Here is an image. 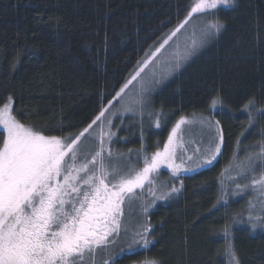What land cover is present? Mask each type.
<instances>
[{
	"label": "trees",
	"instance_id": "1",
	"mask_svg": "<svg viewBox=\"0 0 264 264\" xmlns=\"http://www.w3.org/2000/svg\"><path fill=\"white\" fill-rule=\"evenodd\" d=\"M194 1L0 0V108L11 99L21 124L74 139L138 62L185 21ZM216 17L224 25L220 33L153 96L161 127L143 141L161 144L176 121L209 114L218 98L221 154L214 164L169 181L167 189L180 191L148 209L144 220L143 226L154 228L153 244L115 256V264H230L225 252L230 242L240 264H264V230L253 231L248 222L249 201L257 193L232 194L237 185L251 183V175L237 177L236 165L264 145V0H235V6L218 8ZM250 98L256 102L251 127L241 110ZM262 171L264 163H258L255 175ZM213 205L218 210L209 215ZM252 214L264 215L260 204ZM234 215L240 223L233 224ZM230 225L231 238L225 239ZM126 241L120 239L110 254Z\"/></svg>",
	"mask_w": 264,
	"mask_h": 264
},
{
	"label": "snow or ice",
	"instance_id": "2",
	"mask_svg": "<svg viewBox=\"0 0 264 264\" xmlns=\"http://www.w3.org/2000/svg\"><path fill=\"white\" fill-rule=\"evenodd\" d=\"M221 5L235 6V0H196L188 13V18L194 14L214 12ZM188 18L173 30L151 55L138 62L134 74L109 101V107L122 98L130 85L140 81L138 98L132 99L130 103L139 105L143 110L146 104L144 95L147 92L142 80L143 74L156 65L158 54L185 27ZM223 27L219 21L209 23L203 29L202 36L206 39L213 33H219ZM202 43L203 40L198 38L194 31L191 43L183 50H179L177 46V51L167 63L174 64L178 69ZM171 70L157 65L152 70V77L153 79L158 76L166 77L171 74ZM156 82L159 80L156 79ZM219 103L221 101L218 98H213L211 107L214 109ZM255 103V99L250 98L241 109L248 113L249 127L255 120L253 112ZM109 107L102 109L96 119L74 139L72 134L67 137L47 136L42 131L19 123L11 114V104H5L0 108V127L3 131V138L0 141V264H84L85 256L94 257L97 251L117 243L121 235L123 205L126 200L132 199L136 189L142 190L146 183L155 185L151 174L156 173L161 165H166L174 178L192 171L185 168L183 162L176 163V133L187 123L183 117L172 128L163 150L155 151L150 158L147 154L141 157L144 151L143 146L141 147L140 152L136 154L137 163L143 159V167L139 170L128 163L131 150L129 157H125L123 154L114 156L110 147L105 148V141L113 142L117 134L105 131L103 125L99 132V150L95 152L91 161L78 164L82 138L96 139L90 134L94 126L105 119ZM132 110L131 107L125 109ZM260 112L264 113V109ZM156 115L158 118L155 126L159 128L161 114ZM200 122L210 130L215 128L223 141L219 121L202 117ZM111 125L112 120L108 119L109 128ZM69 140L70 143L67 142ZM258 147L259 152L250 154L245 161L236 165L237 177L251 175V183L237 185L232 193L239 195L248 189L257 193L256 201H249L248 205V222L253 231L257 228L264 230V215L252 214L257 204H260V212L264 214V171L258 176L255 175L258 163H264V145ZM220 151V144H217L216 152ZM214 159L215 154L212 159L204 160L197 167L210 165ZM113 160L116 163H111ZM149 191L155 199L166 200L178 193L180 188L173 186L159 196H156L154 188H150ZM217 203L220 204L221 201ZM223 203L226 204L227 201L223 200ZM147 210L144 209L145 213ZM213 210H218L216 205L209 210V215ZM240 222V216L234 215L233 224ZM230 228L231 225L223 230L225 239L231 238ZM150 230L154 231V228L149 223L131 233L130 243L126 247H121L118 253H113L102 264H115L113 256L134 253L137 249H148L153 244ZM128 231L124 229V234L127 235ZM225 252L229 256L230 264H240L233 243L230 242L226 246ZM143 264L158 262L150 260Z\"/></svg>",
	"mask_w": 264,
	"mask_h": 264
},
{
	"label": "rangeland",
	"instance_id": "3",
	"mask_svg": "<svg viewBox=\"0 0 264 264\" xmlns=\"http://www.w3.org/2000/svg\"><path fill=\"white\" fill-rule=\"evenodd\" d=\"M195 3L196 0L192 4V6H194ZM220 7H225V6L223 5L218 6V8ZM216 21L220 22L218 17H216V10L214 12L209 11L203 14H194L192 17L188 18V22L185 25V27L181 31H179L178 34L170 40L169 44L165 46L162 52L158 54L159 59L156 61V65L150 67L148 71L143 74L142 80L144 81V86L147 88V92L144 95V100L146 101V104L143 110H141L139 105H132L130 103L132 99L138 98L137 92L141 87V83L140 81H137L133 85L129 86V88L126 90L125 94L122 96V98L119 101L113 102V104L110 107L109 104L106 106L109 107V111L106 113L105 119L98 122L94 126L90 134L91 136L96 137V139L93 140L87 137L82 138V142L80 144V149H79L80 158L77 161L78 164L84 163L86 161H91L95 152L99 150V132L101 130V125H103L105 131H111L117 134L113 138V142H108L107 140L105 141V148L110 147L114 156H116L117 154H123V156L125 157H129V150H131V155L128 160V163L134 165L137 170L143 167V159L141 158L139 163H137V155H136L138 152H140L142 146L144 151L141 153V157L144 154H147L150 158L151 154L154 153L155 151L163 150L164 144L167 142L171 130L176 125L177 121L170 127V131L162 140L163 142L161 144L160 141L157 140H154L155 142L153 143L151 142L148 143L147 140L143 141V139H145L146 137L145 134L148 135L150 132L154 133L158 131L157 129H159L155 126V122L158 118L156 115L158 111L156 108H154L153 96L160 89L167 86L169 81H171L173 78L179 75V72L182 71L185 66H187L190 59L194 57L196 54H198L201 51V49H203L206 45L210 44L211 41L213 40L212 38L214 36L216 37V35L220 33V32L213 33L212 35H209L206 39L203 38L202 36L203 29L209 23ZM194 31L196 33V36L203 40L202 45L196 49L193 55H191L187 60L183 61L178 69L175 68L174 64L169 65L167 62L170 59H172L174 53L177 51V46H179V50H183L186 45H189L193 39ZM171 33H169L167 37ZM162 41H164V39ZM159 46H157L156 48H158ZM154 51L155 50H153L152 52ZM152 52L150 51L149 55H151ZM157 65L164 69H172L170 75H167L166 77L158 76L156 79H158L159 82H156V79H153L152 77V70ZM5 104L12 105L11 114L16 119V117L12 112L13 103L11 99L5 102ZM129 107H131L133 110L125 111V109ZM219 109H222V105L220 103L217 104L214 109L211 107L209 114H194L192 115V117L189 118L183 117L187 121V123L183 124L176 133V141H177L176 163L183 162L184 167L190 168L192 169V171L184 172L183 174H179L178 176L189 175V174H193L196 171H200L201 169H204L205 167H208L211 164L205 165L203 167H197V165L202 164V162L206 159H212L213 154H215V159L213 160L212 163L214 164L216 162V159L220 156L222 151L223 141H221L220 136L217 134L215 128H212L210 130L207 128L206 125H202L200 122L202 117L204 119L218 121V118L217 116H215V113ZM142 111H143V116H141ZM113 113H115V115H113ZM108 119L112 120V125L110 128L108 126ZM115 122L118 124L117 130L114 129ZM0 130L2 131V127H0ZM122 133H124L123 137L120 135ZM118 134L122 138H118ZM134 141L135 142L139 141L141 142V144L137 146L135 145ZM67 142L70 143L71 141L69 140ZM217 144H220L221 147V151L219 153L216 152ZM105 156H107V153H105ZM189 157H191V159H189ZM111 163L114 164L116 163V161L113 160L111 161ZM121 163H123V161H121ZM161 171H165L166 175H163ZM151 178L155 181V185H148L146 183L145 187L142 190L136 189L134 191V195L132 199L126 200L125 204L123 205L121 235L117 243L115 245H109L107 249H101L97 251L94 254V257L85 256L84 264H93V262L94 264H102L104 260L109 259V256L107 255L111 256L110 252L113 251L117 245H119L120 239H124L126 237L127 241L125 245L130 243L132 238L131 233L137 231L141 226L144 225V220H146L145 217L146 214L148 213V210L147 213H145L144 209L145 208L152 209V207L155 206L156 203L162 201L155 199V197L150 194L149 189L154 188L156 192V196H159L164 192H167V190H169L167 189L166 186L170 187L169 185H173L172 182L169 181L175 179L174 177L171 176V170L168 169L166 165H161L160 169H158L156 173L151 174ZM153 200H155V203H153ZM124 229H128L129 234L125 235ZM101 254H104V256H106L104 257L103 261H101ZM114 257L115 256H113V259Z\"/></svg>",
	"mask_w": 264,
	"mask_h": 264
}]
</instances>
